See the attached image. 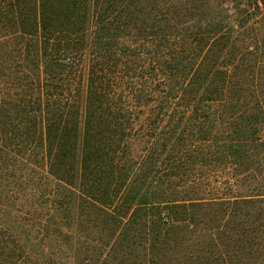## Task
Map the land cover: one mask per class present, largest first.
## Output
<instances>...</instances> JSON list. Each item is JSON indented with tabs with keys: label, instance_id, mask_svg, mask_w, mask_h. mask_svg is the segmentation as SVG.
<instances>
[{
	"label": "trees",
	"instance_id": "16d2710c",
	"mask_svg": "<svg viewBox=\"0 0 264 264\" xmlns=\"http://www.w3.org/2000/svg\"><path fill=\"white\" fill-rule=\"evenodd\" d=\"M214 10L0 0V264H264V191L198 177L264 175L258 47Z\"/></svg>",
	"mask_w": 264,
	"mask_h": 264
},
{
	"label": "rangeland",
	"instance_id": "374dc122",
	"mask_svg": "<svg viewBox=\"0 0 264 264\" xmlns=\"http://www.w3.org/2000/svg\"><path fill=\"white\" fill-rule=\"evenodd\" d=\"M204 4L207 7H215L214 16L218 19L226 16L230 21L240 26L235 29L238 33L233 35L235 39H239V43L235 46L236 49L248 48V46L253 49L258 47L256 55L260 57V70L264 72V0H204ZM250 64L254 65L252 61ZM247 79L250 85L259 82L264 86V73L260 81L251 77ZM261 107L264 114V104ZM262 139L264 140V130ZM250 164L256 168L259 163L257 160L252 163L241 160L237 165L226 164L221 167H217L216 163H213L207 168H202L198 177L201 180L211 178L218 195L226 194L231 197L233 195H256L257 192L264 191V175L259 172H251ZM225 181L235 185L232 192H228L231 186L224 184Z\"/></svg>",
	"mask_w": 264,
	"mask_h": 264
}]
</instances>
